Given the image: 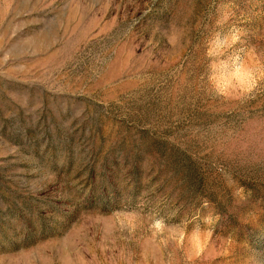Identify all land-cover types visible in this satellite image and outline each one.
Segmentation results:
<instances>
[{
  "label": "rangeland",
  "instance_id": "rangeland-1",
  "mask_svg": "<svg viewBox=\"0 0 264 264\" xmlns=\"http://www.w3.org/2000/svg\"><path fill=\"white\" fill-rule=\"evenodd\" d=\"M0 264H264V0H0Z\"/></svg>",
  "mask_w": 264,
  "mask_h": 264
}]
</instances>
